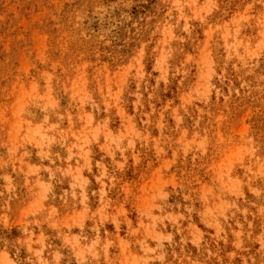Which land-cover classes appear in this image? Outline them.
I'll list each match as a JSON object with an SVG mask.
<instances>
[{
    "label": "rangeland",
    "instance_id": "1",
    "mask_svg": "<svg viewBox=\"0 0 264 264\" xmlns=\"http://www.w3.org/2000/svg\"><path fill=\"white\" fill-rule=\"evenodd\" d=\"M0 264H264V0H0Z\"/></svg>",
    "mask_w": 264,
    "mask_h": 264
}]
</instances>
